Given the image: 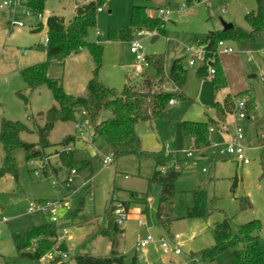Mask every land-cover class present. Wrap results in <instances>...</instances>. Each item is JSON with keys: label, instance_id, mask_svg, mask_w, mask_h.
<instances>
[{"label": "rangeland", "instance_id": "rangeland-1", "mask_svg": "<svg viewBox=\"0 0 264 264\" xmlns=\"http://www.w3.org/2000/svg\"><path fill=\"white\" fill-rule=\"evenodd\" d=\"M26 1L22 0L15 8L0 9V15L10 22L22 19L24 23L23 27L12 26L13 31L6 27L0 32V41L7 44V53L1 56L3 65H0V71H5L7 67L10 69L15 64L21 71L23 66L47 60L41 38L47 35L48 19H42L41 30L31 31L28 24L32 19L27 14ZM194 2L189 6L187 0H149L147 15L150 17H156L157 10L169 13L164 17L166 22L161 34L148 28L137 30L132 26L133 0H108L103 6V12L97 13V26L90 31L89 40L103 47L99 77L106 85L121 93L127 73L134 72L135 57L130 52L131 40L122 38L126 32L125 35L129 34L133 40L140 42L143 55L164 56L165 75H168L174 60L182 59L186 73L184 97L176 98L174 104L168 105L165 118L152 124H138L137 133L142 140V150L145 151L142 154H130L115 161L102 139L92 140V125L83 109L77 112L76 121L56 123L49 135L54 146L46 149L43 158L35 162L33 160L31 164L24 149L15 150L17 178L12 174L0 178V217L8 219L6 224L0 225V264H42L38 260L17 257L11 235L54 222L51 211L28 213L30 202L56 198L64 202L58 212L60 223L65 219L71 206L70 198L65 196L64 190L68 170L62 167L55 152L62 149L59 142L70 133L80 136L73 146L75 159L83 164L88 163L71 174L70 184L78 190L89 183L94 186L93 193L86 196L85 207L78 216L82 223L70 221L66 226L67 234L62 238L72 259L82 251L96 256L109 254L110 241L102 231L108 228L111 220L107 210L111 203L115 206L121 203L126 209L128 206L129 218L120 226L125 230L119 246V250L126 256L125 264H232L231 251L219 253L214 261L207 254L214 244V225L226 215L233 219L234 231L237 225L260 220L263 225L260 235L264 239V180L261 177L264 164V35L262 40L229 37L224 40L232 47L233 53L219 54L216 51L211 54L212 59H219L226 79V85L217 90L212 81L213 68L209 66L206 78L200 77L198 71L205 64L197 60L195 65H190L187 51L198 45L197 35L222 33L229 36L234 33L224 32L222 21L249 31L245 16L257 8V3L256 0ZM43 12L69 21L74 15L72 0H47ZM138 31L145 33L138 36ZM154 36L158 38L152 41ZM7 37L10 39L6 40ZM50 62L48 75L59 79L67 94L87 95V85L95 68L88 48H81L76 54L61 61L53 57ZM19 70L17 76L9 77L0 88V122L2 117H6L31 127L34 122L43 124L44 120L37 117V114L56 104L53 94L46 85L33 92L23 91L29 99L26 104L17 93L21 87H15L19 81L22 90L25 87ZM149 71L154 74L152 67H149ZM165 88L170 90L172 86L167 83ZM248 89L254 98L255 109L239 124L243 130L241 144L251 163L243 165L222 153L232 141L235 126L232 117L227 119L228 131L216 129L210 133L209 146L194 148L183 134L181 125L185 122H209L210 119H216L217 102L221 104L228 94L236 95ZM242 99H247V95H241L235 102ZM76 125L83 127L82 133ZM22 138L36 142L38 135L23 133ZM156 152L169 154L182 164V173L175 183L174 220L168 231L157 223L159 187L150 181L155 169L153 153ZM108 158L111 159L109 163ZM51 167L56 168L57 172H53ZM36 171L39 175H36ZM200 186L207 193L208 206L217 208L208 219L187 216L188 208L194 203V191ZM65 197L66 200L62 199ZM245 197L251 202V207L243 208L246 206L243 201ZM139 218L143 225L138 224ZM170 234L180 235L182 254L178 256L165 254L159 244L161 237H169ZM147 235H152L155 241L140 247L138 243ZM72 264L75 262L72 261Z\"/></svg>", "mask_w": 264, "mask_h": 264}, {"label": "trees", "instance_id": "trees-1", "mask_svg": "<svg viewBox=\"0 0 264 264\" xmlns=\"http://www.w3.org/2000/svg\"><path fill=\"white\" fill-rule=\"evenodd\" d=\"M1 1V0H0ZM47 0H27L26 8L31 11V17L36 19L38 13H44V4ZM108 0H89L84 6L77 7L76 14L64 26L63 20L58 17L48 19V43L42 48L47 54V60L21 69V76L26 83L24 90L18 91V95L28 104L29 99L23 92H33L46 85L52 92L56 104L48 110L39 112L37 117L44 120L43 124L34 122L33 127L21 121L3 118L0 126V141L4 149V159L0 166V178L6 174H12L17 178V160L15 150L22 148L27 159H40L45 155L48 147L54 146L49 140V135L57 122L76 121L77 112L83 109L92 125L93 141L102 139L110 150L115 161L130 154H142V140L137 133L140 123H154L166 117V109L171 99L183 98V88L186 81V73L182 65V59L172 62L168 75H165V58L162 54L147 57L150 66L154 70L151 74L149 67L142 72L127 73L123 91L118 93L115 89L106 85L99 77L103 47L89 40V33L97 26L98 8H102ZM131 21L135 29L148 28L161 34L164 32V17H150L147 15V3L149 0H133ZM188 5H193L194 0H187ZM257 8L246 14L245 20L249 31H243L235 26L224 32H234L229 36L218 33L197 35L198 45H204L206 59L204 67L198 71L200 77L206 78L209 74V66L214 69L212 73L213 86L217 90L226 85V79L221 68L219 59L212 55L217 51L219 40L229 37L233 39L251 38L262 40L264 35V0H256ZM38 21V20H37ZM41 22V21H39ZM124 32V31H123ZM126 33V32H125ZM122 34L124 40H133L130 35ZM88 48L95 62L93 76L87 85V95L72 96L67 94L59 79L48 75L50 59H66L74 55L81 48ZM134 80V81H133ZM169 83L172 89L167 90L165 84ZM241 95H247V116L255 109L254 98L250 89L237 93L228 94L223 103L216 105V119L209 122H185L181 125L183 134L190 140L194 148L203 149L210 145V127H219L235 109V100ZM23 133H37L36 142H28L22 138ZM80 139L78 134H68L59 142L61 150L55 154L59 157L62 167L68 170L67 180L73 170L77 171L88 163H81L74 157V144ZM155 169L150 181L159 187V198L156 208L157 223L168 231L174 220L173 209L176 194L175 183L182 173V164L172 159L169 154L163 152L153 153ZM47 164V163H46ZM262 179L264 180V164ZM53 172L56 168L51 167ZM65 196L70 198L71 206L65 219L60 223H45L15 232L11 235L16 254L20 258L40 260V258L52 250L58 237L62 234V228L72 221L82 223L78 219L79 213L85 207L86 196L93 193L94 186L89 183L78 190L71 184L64 186ZM56 199V198H55ZM64 199V198H62ZM60 199V200H62ZM145 201L144 198H140ZM246 206L251 207L247 197L243 199ZM215 204V199L213 200ZM115 205L111 203L109 209L108 228L102 232L110 241V252L106 256H96L91 253L81 252L72 259L56 257L49 264H125V254L119 250L120 238L123 231L116 223L113 213ZM217 208L208 206V196L205 189L200 186L194 191V203L187 210L189 218L208 219ZM234 222L228 215L217 222L213 228L214 244L208 250V256L214 261L216 256L223 251H231L232 264H264V239L260 232L263 228L260 220H252L237 225L234 231ZM171 235V234H170ZM62 251H68L66 243L59 244ZM69 252V251H68Z\"/></svg>", "mask_w": 264, "mask_h": 264}, {"label": "built area", "instance_id": "built-area-1", "mask_svg": "<svg viewBox=\"0 0 264 264\" xmlns=\"http://www.w3.org/2000/svg\"><path fill=\"white\" fill-rule=\"evenodd\" d=\"M22 3V0H1L0 3V9H5V8H15L19 4ZM27 10V14L31 15V11L29 9ZM102 8H98V11H101ZM156 14L161 17H167L169 15L168 12L164 10H157ZM44 17V13H38L36 15V19L38 21H42ZM12 25H17V26H23L24 23L22 21H12ZM145 32L144 31H138V36L143 35ZM42 44L46 45L48 43V36L42 39L41 41ZM190 57L189 64L190 65H195L196 61H205L206 59V49L204 45H197L196 47L193 48H188L187 49ZM130 52L134 55L135 57V66H134V71L135 72H142L145 68H148L150 66V62L148 61L147 57L141 53V44L137 40H132L130 42ZM217 52L224 53V54H231L233 53L232 47L226 44L225 40H219L217 44ZM264 52V49L262 50ZM214 72V69H211V73ZM176 102L175 99L170 100V104H174ZM235 123L234 126V132L232 135V141L228 143L226 149L222 150V153L225 155L230 156L231 158H234L235 161L240 162L243 165H248L251 163V160L249 156H247L246 149L245 147L241 144V141L243 140V130L239 124L240 121H243L245 118H247V109H246V102L245 99L239 100L235 104V109L233 113L230 115ZM77 129L80 130V132H83V127L76 125ZM216 129H220L222 131H228L229 130V125L227 124V120L223 121L220 123L219 127L216 128L215 126L210 127V132L215 131ZM191 153H188V156H190ZM34 162L38 159L33 158L30 160V163L33 164ZM107 162H111V159L108 158ZM75 171L73 170L72 173ZM36 175H39V172L36 171ZM71 182V178H69L65 186H69ZM69 198V197H68ZM66 200V197L64 198ZM66 202V201H65ZM69 203V201H67ZM66 202V203H67ZM64 202H60L59 200H41V201H34L30 202L28 206V213H34L39 210L43 211H51L54 214L53 221L55 223H59V209L62 207ZM67 203V204H68ZM115 218H116V223L121 226L123 225L127 219L129 218V212L128 210L121 205V203L117 206L114 207L113 211ZM8 222V219L6 217H0V225L3 223ZM143 222L141 219H139V225H142ZM67 234V227L62 228V234L58 237L57 242L55 246L52 248L51 251L46 253L40 258V262L42 264H49L51 260L55 259L56 257H62L63 259L68 258L70 253L68 251H62L59 247V244L61 243L60 240L62 241V238L65 237ZM180 235L179 234H171L169 237H161L159 239V244L165 254L168 255H174L178 256L182 254V249H181V244L179 242ZM155 239L152 235H147V237L138 243L140 247H146L150 242H154Z\"/></svg>", "mask_w": 264, "mask_h": 264}, {"label": "crops", "instance_id": "crops-1", "mask_svg": "<svg viewBox=\"0 0 264 264\" xmlns=\"http://www.w3.org/2000/svg\"><path fill=\"white\" fill-rule=\"evenodd\" d=\"M89 2V0H72V6H73V9H74V15H73V17L75 16V14H76V10H77V7H79V6H84L85 4H87ZM27 9V8H26ZM103 7H102V10L101 11H98V13H101V12H103ZM23 11V10H22ZM44 17H46L47 19H49L50 17H51V15L49 14V12H46V14H44ZM43 17V18H44ZM72 17V18H73ZM29 18H31L32 19V21L28 24V26H29V28L31 29V31H38V30H41L42 29V21L41 22H39V21H37V19H35L34 17H29ZM72 18H71V20H72ZM62 20H63V24H64V26H66L68 23H69V21H66V19L65 18H62ZM19 21H22V19H20ZM23 22V21H22ZM47 23V22H46ZM12 26H14V25H12V23L10 22V20H8L7 18H5L4 16H2V15H0V32H3L4 30H5V28L6 27H10V29H11V31H13V27ZM24 26V25H23ZM23 26H18V27H23ZM10 34H12V32L10 33ZM11 36V35H10ZM45 37H47V35L45 36ZM45 37H43V38H41V41H42V39H44ZM8 39H10L9 37H7L6 38V40H8ZM5 40V41H6ZM3 44V45H2ZM2 45V46H1ZM6 46H7V44H4V41H0V65H3V64H1L2 63V61H3V59H2V57L1 56H5V54L7 53V49H6ZM2 54V55H1ZM24 67H27V66H23L22 67V69L24 68ZM10 69H8V67L5 69V71H0V88H1V86L2 85H4V82L5 81H8L9 80V77H11V76H17L18 75V66H17V64H15L14 66H12V67H9ZM1 69V68H0ZM20 71V70H19ZM20 75H21V71H20ZM22 77V76H21ZM24 80V79H23ZM25 82V81H24ZM15 87H21L20 89L22 90V83H21V81H19V84L18 83H16V85H15ZM26 88V83H25V87L23 88V89H25ZM229 117H231L230 115L227 117V119L229 118ZM3 118H6V117H2V119ZM2 119H1V121H2ZM226 119V120H227ZM0 126H1V122H0ZM70 134H74V133H70ZM66 135H68V134H66ZM65 135V136H66ZM22 136V135H21ZM51 142V141H50ZM0 144L2 145V143H1V141H0ZM2 148H3V145H2ZM2 148L0 149V166L2 165V163H3V159H4V155H5V153H4V149H3V151H2ZM127 206V205H126ZM127 210H128V206H127ZM139 219H141V218H139ZM139 219H138V224H139ZM7 223V222H6ZM6 223H3V224H6ZM2 225V224H1ZM143 225V224H142ZM122 231H123V233H122V236L125 234V230H123V229H121ZM110 247H111V245H110ZM15 253H16V250H15ZM16 256H17V254H16ZM18 257V256H17ZM20 258V257H19ZM27 259V258H26ZM32 260V259H31Z\"/></svg>", "mask_w": 264, "mask_h": 264}, {"label": "water", "instance_id": "water-1", "mask_svg": "<svg viewBox=\"0 0 264 264\" xmlns=\"http://www.w3.org/2000/svg\"><path fill=\"white\" fill-rule=\"evenodd\" d=\"M222 25H223V30L226 31V30H230L234 27V25L230 22H225V21H222ZM158 36H154L152 41H154L155 39H157Z\"/></svg>", "mask_w": 264, "mask_h": 264}]
</instances>
